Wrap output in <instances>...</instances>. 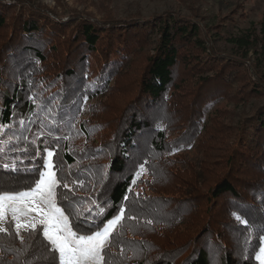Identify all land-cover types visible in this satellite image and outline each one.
<instances>
[{
    "label": "trees",
    "instance_id": "obj_1",
    "mask_svg": "<svg viewBox=\"0 0 264 264\" xmlns=\"http://www.w3.org/2000/svg\"><path fill=\"white\" fill-rule=\"evenodd\" d=\"M164 16L125 28L109 21H103L105 25L100 27L88 17L80 16L73 21L69 17L67 22L55 23L38 12H30L21 21L17 35L25 38L24 44L29 46L12 41L2 59L4 65H29L28 75L40 74L36 65H44L46 61L39 48L41 39L51 35L49 41L43 43L46 51L55 52L54 44L63 40L65 31L72 25L74 46L69 48L72 52L66 50L62 59L53 62V67L59 68L57 72L61 71L51 77L54 81L47 91L40 96L37 92L29 95V82L12 92L4 90L0 96V165L20 169L15 172L0 167V188L24 191L26 185L34 187L39 178L34 169L44 170L45 149L53 151L54 171L59 181L57 206L69 216L73 231L91 235L114 219L121 208L125 209L121 228L112 233L103 253L107 264H211L210 252L214 249L209 251L206 243V235L211 233L210 220V225L206 221L196 233L194 229L199 220L184 230L193 233L186 236L185 247L174 257L156 246H153L156 250L152 255H140L139 250L150 249L155 244L137 236L130 228L122 231L125 225L133 227L141 223L146 227L154 223L163 226V230L172 231L185 219L202 213L193 212L198 211L202 200L208 205L204 213L209 218L217 204H224L237 228L248 230L245 241L253 253L264 237V14L258 24L250 23L246 29L238 28L235 21L201 25L171 14ZM4 23L0 16V28ZM223 34L234 50L224 55L214 48ZM143 40L146 47H151V52L137 72L134 95L125 104L123 120L117 124L115 121V128H111L113 132L109 135L108 125L102 121L88 129L82 122L74 123L82 109L81 102L84 104L113 91L115 72L133 62ZM102 42L106 44L98 48ZM129 47L132 49H126ZM68 60H71L69 65L61 68ZM91 65L96 68L92 69ZM223 102L233 107L241 106V116L235 118L234 126L225 124L234 114L218 108ZM157 110L160 114L153 118ZM246 115L248 119L244 118ZM72 124L89 140V149L95 152L92 157L107 159L106 177L92 168L90 172H83L85 178L74 172L65 180L69 166L76 161L67 145L68 140L74 138ZM224 138L228 142L226 146ZM230 140L231 145H228ZM215 145L224 148L222 154H214ZM188 152H192L191 156H186ZM141 165L147 171L146 184L150 192L158 197L162 195L160 199L167 203H174L170 207V221L152 217L148 211L152 213L154 209L145 207L142 201L139 204L141 196L136 195L135 200V173H140ZM216 167L223 168L224 175L213 174ZM133 168L134 171L129 172ZM24 169L33 171L25 172ZM248 169L251 172L259 170V177L252 178L247 174ZM232 172L236 178L231 177ZM90 174L97 185L99 178L103 181L97 194L83 195L89 187H82L68 195V199L59 198V194L66 193L61 189L64 184L75 187L80 182L91 184ZM160 177L164 183L173 182L169 190H159L155 182L162 180ZM205 187L206 191L200 190ZM181 191L184 200L170 195ZM134 201L140 209H135ZM230 226L232 228V224ZM6 229L0 233V264H53L50 252L46 251L50 245L42 233L37 238L35 233L22 229L17 236L15 228ZM212 236L214 247L224 246L216 234ZM254 240L258 244H253ZM128 244H141V247L133 254ZM224 250L220 264H256L249 252L233 258L226 246ZM155 254L158 258L153 260ZM135 257H142V260L138 263L133 260ZM55 264H59L58 254Z\"/></svg>",
    "mask_w": 264,
    "mask_h": 264
},
{
    "label": "rangeland",
    "instance_id": "obj_2",
    "mask_svg": "<svg viewBox=\"0 0 264 264\" xmlns=\"http://www.w3.org/2000/svg\"><path fill=\"white\" fill-rule=\"evenodd\" d=\"M0 5L2 6V9H0V16L5 20L4 26L0 28V96H2L4 90L12 92L14 88H19V86L28 84L29 82L31 83L29 90L30 93L28 92L29 95L36 94L37 92V96H40L39 94L47 91L49 84L54 81L51 80V77H55L54 74L57 75L61 71L60 69V71L57 72L59 68H54L53 62L57 63L58 60L64 57L65 51H69V48L74 46L72 42L73 29L71 25L70 29L65 31L66 34H64L65 36L63 37V40L60 42L57 41V43L54 44L55 52L51 51L50 49L46 51L45 45L43 43L48 42L51 35H45L41 39L39 48L43 50L46 61L44 65H36L40 74H33L32 76L28 75L29 72H31L29 65L24 66L21 64L16 66L10 63H6L4 65L2 59L8 53V45H10L12 41H17L18 43L21 41V43L24 44L25 38L21 39L20 37H17V35L20 32L21 21L24 20L25 16L27 17L30 12H38L55 23L67 22V18L69 17H71L73 21L76 20L78 16H80L88 17L91 19V21H95L100 27L105 25H103V21H109L114 22L115 24H120L125 28L130 27L131 25L138 22H140L139 24H142V22H147L152 18L159 16L165 17V14H171L183 20L198 22L201 25H217L221 24L223 21H235L236 26L240 29H246L250 27V23L253 25L258 24L262 15L264 14V0H0ZM139 26L140 25H138V27ZM226 38L227 37H224L223 34L219 36V39L216 40V43L214 44V48L222 55H224V53L229 54L231 52L230 50L234 51L232 47L226 42ZM103 44L106 43H100L98 48L103 46ZM23 46L27 47L29 45H27L25 42ZM138 48L139 51H137V56L134 58L133 62L126 68H119V71L117 70L118 73L117 71L115 72V74L118 76L116 75V84L113 91L105 96L97 97L94 100L87 101L84 104L81 102L79 106L81 105L82 109L80 110V114L76 116L74 123L82 122L85 129H88L104 122L108 125V135L109 133L111 134V132H113V129L111 131V128H115V121L117 124V122L120 123L123 120V116L125 114L124 111L126 108L125 104L134 95L133 92L135 90V79L137 77V72H139V70H141L145 64V56L151 52V47H146L144 45V40L138 45ZM115 49L126 52V50L124 51L123 48L119 49L116 47ZM126 49L129 50L132 48L129 47ZM105 50L107 51V45H105ZM69 52H72V50ZM236 53H238V51ZM97 54L98 53H96V55ZM119 57H121V55ZM94 58L97 59V56H94ZM70 61L71 60L64 61L61 68H63L66 64L69 65ZM93 62H95V60ZM96 62L99 64L98 61ZM91 68L94 69L96 67L91 65ZM119 72L121 74H119ZM32 86H34L33 89ZM28 93L26 98H28ZM46 98L47 95L43 97L44 100H46ZM218 108L229 113L231 111L234 114V116L229 119L231 121H225V124L230 125V127L231 125L234 126L236 124L235 118L237 116H241V106L233 107L232 105L223 102ZM158 114H160L159 110H157V114H155L153 118L157 117ZM244 118L248 119L247 115ZM71 130L74 134V138H70L67 145L70 153L74 155L76 161L73 165L69 166L68 172L66 174L64 173L65 180H68L70 176H73L75 174L74 172H77L80 176H82V178H85L86 175H84L83 172H86V170L90 172L92 168L95 173L106 177L105 170L107 169V159H96L95 157H92L95 152L89 149V140L86 139L75 128V124L71 125ZM234 131H237V129H234ZM92 138L93 136H91L90 140H92ZM224 141H226V144H224V146H226L228 143L226 138H224ZM231 141L232 140H230L228 145H231ZM214 150V154L218 155L223 153L224 148H222L220 145H215ZM191 154L192 152H188L186 156H191ZM172 156L174 157L175 155ZM58 162L61 163L60 157H58ZM133 171L134 168L129 172L132 173ZM257 172H259L257 169L253 172L249 170L247 171V174L251 175L252 178H256L259 177L257 176ZM224 173L225 170L221 167H216L213 171V174L224 175ZM135 174H137V182L133 188L135 200H137L136 195L141 196L140 200H138L140 201L139 204L142 201L144 202L145 207L147 206L148 208L150 206L152 209H154L152 213L148 211L152 217H158L161 220L170 221V217H172L170 207L174 205V203H167L166 201L160 199L162 195H159L160 197H158V195H153V193L150 192L148 189V184H146L148 176L144 167L140 170V173L136 172ZM233 174L234 172L231 173V177L236 178V174L234 176ZM90 175L93 179H91V181L94 182V184H92V182L91 184L80 182V184L76 185L78 187H75L74 184H71L72 186H68V188H65L64 185H62L61 189H63L66 193L59 194V198L61 200H64V197L68 199V195H72L71 193H76L79 191L77 188L82 187L83 189L84 187H89L87 191H84L83 195H91L92 193L97 194V191L99 190V187L102 185L103 181H101L99 178L98 181L100 184L97 185L96 181L94 180V176L92 174ZM160 178L162 180H156L155 182L159 190H169L173 182L170 181L169 183H164L165 180H163V177ZM200 190L206 191L207 187L203 189L200 188ZM182 193L183 192L181 191L179 193L170 195H175V199L177 200H182V198L184 200V195ZM97 196L99 195H96V197ZM82 198L86 197L83 196ZM255 198L256 197H253L254 201ZM129 202L130 200L128 203ZM134 203H136V210L141 208V206L137 204L136 201H134ZM198 205V211L193 212L202 213L197 214L190 219H185L181 226H178L172 231H170V229L163 230V226H157L154 223L152 224V227H150V225L146 227L143 223L133 227L125 225L122 228V231L130 228L137 234V236H140L143 239L147 238L155 244L151 247L149 246L150 249L146 248L144 251L139 250L138 252L140 255H142L141 253H148V255H152L153 250H156L153 246H156L162 250L166 249V251H168V253H172L171 256L174 257L178 251L185 247L184 244L187 241L186 236H189L193 233V231L186 232L184 230L187 229L190 224L193 222H198L199 220L200 223L194 229V232L196 233L197 228L202 226V224L205 225L204 223L206 221L208 222V225H210V220V222H212L210 225L211 228L209 229L211 230V233L206 235V243L207 247L209 245V251H211L212 248L214 249L210 252L211 264H220V258L225 252L224 246H226L233 258L240 257L246 252H249L248 254L254 257L256 264H260V261L256 259V256L259 253L261 242L259 245H257V249L253 253V249L245 241V234L248 230L237 228L236 221H234V219L233 221L231 220L232 216L229 214L228 210L224 208V204L219 203L217 204V209H212L213 215L211 218H209L208 214L204 213V211L208 208L206 202L202 200V202ZM183 212H185V209ZM177 214L178 212L173 216H176ZM118 215H120V213ZM40 218V215L33 212L22 217L21 222H36ZM0 224H2L5 228L10 226L15 228V222L11 220V214H8L4 221H0ZM120 224L121 221L114 228L113 232H116L121 228ZM230 224H232V228H230ZM38 227L41 226L38 225ZM101 229H103V227ZM215 234L216 237L219 238L218 241L222 240L224 246L222 245L214 247L212 245L211 237H213L212 235L215 236ZM216 237L215 239H217ZM252 243L258 244L256 240H254ZM128 246L133 249L134 254L135 249L137 250L140 248L141 244H128ZM157 258L158 255L155 254L153 260ZM133 260L138 261L139 263L140 260H142V257H138V259L135 257Z\"/></svg>",
    "mask_w": 264,
    "mask_h": 264
},
{
    "label": "snow or ice",
    "instance_id": "obj_3",
    "mask_svg": "<svg viewBox=\"0 0 264 264\" xmlns=\"http://www.w3.org/2000/svg\"><path fill=\"white\" fill-rule=\"evenodd\" d=\"M87 97H85V100ZM47 157L41 168L34 169L39 173L35 186L26 185L27 190L20 191L15 188H0V221H4L8 214L15 222L16 235H20L21 229L35 233L37 238L41 233L43 239L48 242L51 260L55 264L58 254L59 264H107L104 250L108 246L109 238L114 228L125 215V209H120V215L110 220L103 229L93 232L91 235H80L70 226L69 216L65 210L57 206L56 189L59 181L54 171L55 164L52 160L53 151L45 149ZM0 167L19 172L20 169L8 164ZM143 169V165H141ZM31 172L32 169H24ZM68 188L67 184H64ZM127 199V197H125ZM37 213L40 219L36 222L23 223L21 218L30 213ZM239 219V217H238ZM41 226V227H38ZM7 229L0 224V233ZM23 242V238L21 237ZM256 259L264 264V237H261V247Z\"/></svg>",
    "mask_w": 264,
    "mask_h": 264
}]
</instances>
